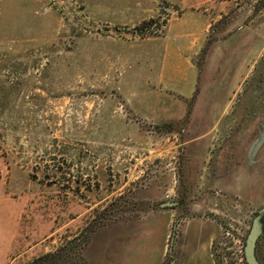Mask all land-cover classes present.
I'll return each instance as SVG.
<instances>
[{"label":"rangeland","instance_id":"1","mask_svg":"<svg viewBox=\"0 0 264 264\" xmlns=\"http://www.w3.org/2000/svg\"><path fill=\"white\" fill-rule=\"evenodd\" d=\"M210 104L212 158L228 149L212 186L184 145ZM202 201L215 263L243 264L264 207V0H0V264H145L149 220L168 218L169 250Z\"/></svg>","mask_w":264,"mask_h":264},{"label":"crops","instance_id":"2","mask_svg":"<svg viewBox=\"0 0 264 264\" xmlns=\"http://www.w3.org/2000/svg\"><path fill=\"white\" fill-rule=\"evenodd\" d=\"M177 65H182V68L178 67L174 69L179 74L188 73L190 75L195 73L191 72L193 70H190L188 67L189 62L186 60L179 61ZM192 85H187L186 94L184 95H188L192 91ZM201 91H208L212 94V89H202ZM201 111L204 112V115L200 114ZM192 113H196L193 116L192 128H197L201 132L196 137L186 140L184 145L187 148H192L190 150L193 152L194 160H199L202 164L205 163L200 166L199 177L208 178L207 180L210 186H212V176L217 177V174L222 175V172L226 170L228 158H226L227 152L225 151L228 149L222 148L218 152L216 150L212 158V104L206 107L203 106V108L198 106ZM205 113H208L210 116H205ZM212 160L214 161L213 167ZM203 183H205V180ZM196 205L198 207L194 206V208L200 209L195 212L197 216L185 218L180 226H177L178 228L175 232L176 239L171 242L169 250L166 249L165 245L170 235V222L168 218H163L160 222L155 218L149 220L150 224L147 227V232L153 238V245L151 246V250L149 249L144 256L145 264H165L166 259L169 261V264H216L212 258L210 248L212 241L219 234L220 227L216 221H212V201L208 203L202 201ZM213 206L218 208L219 204Z\"/></svg>","mask_w":264,"mask_h":264},{"label":"water","instance_id":"3","mask_svg":"<svg viewBox=\"0 0 264 264\" xmlns=\"http://www.w3.org/2000/svg\"><path fill=\"white\" fill-rule=\"evenodd\" d=\"M178 202H167L165 205L176 206ZM264 207H262L253 218L250 230L244 241V260L246 264H262L256 253L257 242L262 234V218Z\"/></svg>","mask_w":264,"mask_h":264},{"label":"trees","instance_id":"4","mask_svg":"<svg viewBox=\"0 0 264 264\" xmlns=\"http://www.w3.org/2000/svg\"><path fill=\"white\" fill-rule=\"evenodd\" d=\"M264 218V217H263ZM263 218H262V234L264 233V220H263ZM261 234V235H262ZM80 238H84V236L82 235L81 237L80 236H78V237H76L75 238V240H73L72 242H70L69 243V249L71 250V248L73 249V244H75L77 241H81L82 240V242H83V239H80ZM257 246H258V242H257ZM63 252V251H62ZM64 253V252H63ZM256 253H257V247H256ZM55 258V254H48V255H46V256H44V257H41V258H39V259H37V260H35L34 262H33V264H41L40 262L41 261H46V262H48L47 264H51L52 262H53V259ZM260 261V260H259ZM44 264V263H43Z\"/></svg>","mask_w":264,"mask_h":264},{"label":"built area","instance_id":"5","mask_svg":"<svg viewBox=\"0 0 264 264\" xmlns=\"http://www.w3.org/2000/svg\"><path fill=\"white\" fill-rule=\"evenodd\" d=\"M243 249H244V248H243ZM242 257H244V254H243V256H242ZM243 261H244V259H243ZM243 264H246V263H245V261L243 262Z\"/></svg>","mask_w":264,"mask_h":264}]
</instances>
